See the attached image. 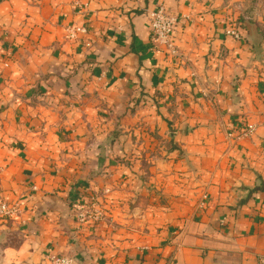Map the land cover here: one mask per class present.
Segmentation results:
<instances>
[{
    "label": "crops",
    "instance_id": "obj_1",
    "mask_svg": "<svg viewBox=\"0 0 264 264\" xmlns=\"http://www.w3.org/2000/svg\"><path fill=\"white\" fill-rule=\"evenodd\" d=\"M263 118L264 0H0V264H264Z\"/></svg>",
    "mask_w": 264,
    "mask_h": 264
},
{
    "label": "built area",
    "instance_id": "obj_2",
    "mask_svg": "<svg viewBox=\"0 0 264 264\" xmlns=\"http://www.w3.org/2000/svg\"><path fill=\"white\" fill-rule=\"evenodd\" d=\"M152 40L156 45H165L171 50H174L172 42V34L174 27L178 20L173 16L165 7L161 6L156 11L150 13ZM230 34L239 36L238 32L229 31ZM264 126V118L262 119ZM247 133L253 132L254 128L249 127L246 129ZM77 219L83 224L88 220H99L102 216L101 212L96 208V202L93 203H80L76 204ZM17 212L16 206L9 205L0 194V220H4L14 215ZM53 264H72V260L68 257L53 258ZM264 261V260H263Z\"/></svg>",
    "mask_w": 264,
    "mask_h": 264
},
{
    "label": "rangeland",
    "instance_id": "obj_3",
    "mask_svg": "<svg viewBox=\"0 0 264 264\" xmlns=\"http://www.w3.org/2000/svg\"><path fill=\"white\" fill-rule=\"evenodd\" d=\"M255 1H259V0H255Z\"/></svg>",
    "mask_w": 264,
    "mask_h": 264
}]
</instances>
